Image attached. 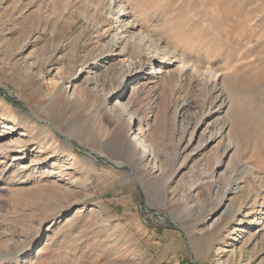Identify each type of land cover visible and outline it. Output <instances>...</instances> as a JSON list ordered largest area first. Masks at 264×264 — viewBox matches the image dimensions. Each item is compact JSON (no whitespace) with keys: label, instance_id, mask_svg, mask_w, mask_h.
I'll return each instance as SVG.
<instances>
[{"label":"rangeland","instance_id":"rangeland-1","mask_svg":"<svg viewBox=\"0 0 264 264\" xmlns=\"http://www.w3.org/2000/svg\"><path fill=\"white\" fill-rule=\"evenodd\" d=\"M0 90V264H264V0H0Z\"/></svg>","mask_w":264,"mask_h":264},{"label":"bare ground","instance_id":"bare-ground-1","mask_svg":"<svg viewBox=\"0 0 264 264\" xmlns=\"http://www.w3.org/2000/svg\"><path fill=\"white\" fill-rule=\"evenodd\" d=\"M116 5V4H115ZM115 10V9H114ZM113 13H114V11H113ZM120 13V12H119ZM122 15H124V14H121V16ZM119 17V16H118ZM117 23H119V25H120V21H118V18H117ZM118 25V24H117ZM133 27V24L131 23V21H129L128 22V24H127V26H126V28H132ZM129 32V31H128ZM132 36V35H131ZM137 36H140V34H134V36L132 37V39L130 40L131 42H135L136 43V41H134V39L137 37ZM118 39V40H117ZM120 38H118V35H116L115 37H113L111 40H110V42H109V44H108V46H107V48L109 49V48H111L112 46L114 47L115 45H118L119 43H120ZM139 40H141V39H139ZM134 43V44H135ZM116 107H118V114L120 115V117H124V115L126 116L127 114H129V111H128V108H126L124 105H122V104H118V105H116ZM139 143L140 144H142L143 143V140L141 139V137L139 136ZM67 142H69L70 143V141H67ZM142 147L144 148V154H146L148 151H149V149L147 148V146H145L144 144L142 145ZM145 151H146V153H145ZM150 152V151H149ZM115 155V154H114ZM24 168V167H23ZM26 171V170H25ZM237 189V188H236ZM235 189V190H236ZM241 189H239V192H241L240 191ZM227 193V192H226ZM234 194H236V196H237V194H238V192L236 191H234ZM229 195H232V194H229ZM234 196V195H233ZM227 198V196L225 197V199ZM247 198V197H246ZM237 201H239V200H237ZM251 201H252V198L251 197H248L247 199H242L241 201H240V203L238 204V205H236V206H233L234 207V210H236L233 214H234V217H236V216H241L242 218H249L251 215H252V211L250 210L251 208H250V203H251ZM234 205V204H233ZM236 208V209H235ZM254 224H253V226L254 227H257V229H256V231H255V233H261L262 232V230L264 229V214L263 213H260L259 212V214H257L256 216H255V218H254ZM251 224V223H250ZM262 224V225H261ZM250 226V225H249ZM263 226V227H262ZM259 228V229H258ZM242 233V232H241ZM231 256H232V258H235V259H237L238 261H237V263L238 264H241V262H240V260L243 258V256H244V254H243V252L242 251H239V252H237V251H235V250H233L232 252H231ZM233 262V261H232ZM243 262V261H242ZM236 263V262H235ZM232 264V263H231Z\"/></svg>","mask_w":264,"mask_h":264},{"label":"crops","instance_id":"crops-1","mask_svg":"<svg viewBox=\"0 0 264 264\" xmlns=\"http://www.w3.org/2000/svg\"><path fill=\"white\" fill-rule=\"evenodd\" d=\"M84 129V128H83ZM83 129H80L79 130V132L78 133H76V128L74 129L75 131H74V136L73 137H75V139H77V140H81V141H84V142H86L85 144H90V143H93V140H91V136H89V134L88 133H86ZM89 136V137H88ZM86 139H88V140H86Z\"/></svg>","mask_w":264,"mask_h":264},{"label":"water","instance_id":"water-1","mask_svg":"<svg viewBox=\"0 0 264 264\" xmlns=\"http://www.w3.org/2000/svg\"><path fill=\"white\" fill-rule=\"evenodd\" d=\"M0 93H3L1 90H0ZM3 95H5V93H3ZM50 127H51V129L53 130V131H55V129H54V127L53 126H51V124L50 123H47ZM67 141H71V139H69V138H65Z\"/></svg>","mask_w":264,"mask_h":264}]
</instances>
